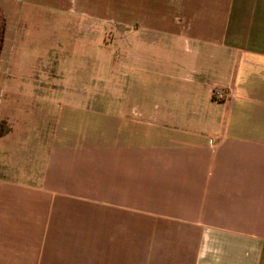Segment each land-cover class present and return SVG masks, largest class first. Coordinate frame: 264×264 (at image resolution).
<instances>
[{
    "label": "crops",
    "instance_id": "crops-1",
    "mask_svg": "<svg viewBox=\"0 0 264 264\" xmlns=\"http://www.w3.org/2000/svg\"><path fill=\"white\" fill-rule=\"evenodd\" d=\"M92 1L0 0V98L42 87L9 83L19 13ZM113 1L130 7L131 43L152 33L185 43L191 62L180 56L167 74L178 93L110 112L8 100L0 148L14 117L25 138L44 131L43 115L54 128L37 151H18L41 156L40 176L0 177V264H264V0ZM10 149L6 164H31Z\"/></svg>",
    "mask_w": 264,
    "mask_h": 264
},
{
    "label": "rangeland",
    "instance_id": "rangeland-1",
    "mask_svg": "<svg viewBox=\"0 0 264 264\" xmlns=\"http://www.w3.org/2000/svg\"><path fill=\"white\" fill-rule=\"evenodd\" d=\"M111 1L94 0L91 11L85 12L28 7L19 13L14 20L16 41L11 56L9 83L13 87L30 83L42 84V87L35 92L12 90L6 93L5 89L0 98L1 119L6 117L8 100L17 105L30 103L31 99L37 98L60 101L73 98L78 102L85 99L93 112H110L115 110L110 105L116 101L129 106L130 110L136 104L152 105L154 101L165 97L170 99L178 93L171 92L178 90V85H173L178 81L170 80L167 74L173 68L178 69L180 56L188 64L191 62L185 51V43H175L157 33L149 37L143 34L138 42L131 43L130 34L135 27L130 25V7L123 9ZM122 1L130 6L131 0ZM118 22H125L126 26L119 27ZM3 40L4 17L0 11V59ZM2 76L0 74V79ZM213 96L222 99L216 95V91ZM149 108L153 110V106ZM16 110L20 117L25 111L22 107ZM3 121L0 122V137L11 131ZM11 122L14 141L7 144L9 149L13 147L10 150L16 154L15 159L25 158L32 162H27L25 169L13 167L9 162L6 164L5 144L4 148H0V177L16 181L31 177L33 181L41 175L40 167L34 169L39 166L34 161L40 160L41 156L34 152L51 140L49 135L54 123L49 116L43 115L44 131L41 134L33 132L30 139L25 138L18 129L20 118L14 117ZM27 144L36 151L30 155L19 154L20 145ZM41 160L44 161V156Z\"/></svg>",
    "mask_w": 264,
    "mask_h": 264
},
{
    "label": "built area",
    "instance_id": "built-area-1",
    "mask_svg": "<svg viewBox=\"0 0 264 264\" xmlns=\"http://www.w3.org/2000/svg\"><path fill=\"white\" fill-rule=\"evenodd\" d=\"M216 95H217L218 97H221L219 92H216Z\"/></svg>",
    "mask_w": 264,
    "mask_h": 264
}]
</instances>
